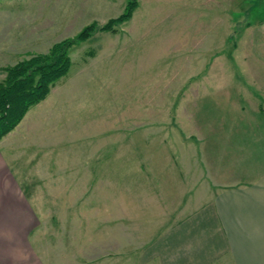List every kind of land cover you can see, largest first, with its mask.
<instances>
[{"label": "rangeland", "instance_id": "obj_1", "mask_svg": "<svg viewBox=\"0 0 264 264\" xmlns=\"http://www.w3.org/2000/svg\"><path fill=\"white\" fill-rule=\"evenodd\" d=\"M127 1L0 0V83L97 28L10 131L15 170L50 217V264H160L148 251L250 155V30L264 0H138L101 29Z\"/></svg>", "mask_w": 264, "mask_h": 264}, {"label": "crops", "instance_id": "obj_2", "mask_svg": "<svg viewBox=\"0 0 264 264\" xmlns=\"http://www.w3.org/2000/svg\"><path fill=\"white\" fill-rule=\"evenodd\" d=\"M257 16L250 30V78L256 87L250 104V155L234 156L228 167L237 178L173 225L148 251H153L148 259L160 264H264V16ZM11 134L0 139V264H50L47 247L40 243L42 225L50 217L41 214L15 170L12 155L23 154L16 146L20 139Z\"/></svg>", "mask_w": 264, "mask_h": 264}, {"label": "trees", "instance_id": "obj_3", "mask_svg": "<svg viewBox=\"0 0 264 264\" xmlns=\"http://www.w3.org/2000/svg\"><path fill=\"white\" fill-rule=\"evenodd\" d=\"M137 5L138 0H128L124 12L101 29L112 30L115 24L129 19ZM96 29V25L90 24L74 38L54 44L49 53L34 55L6 68V77L0 83V139L21 122L32 106L46 98L58 79L67 74L71 66L69 49Z\"/></svg>", "mask_w": 264, "mask_h": 264}]
</instances>
